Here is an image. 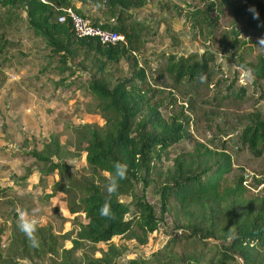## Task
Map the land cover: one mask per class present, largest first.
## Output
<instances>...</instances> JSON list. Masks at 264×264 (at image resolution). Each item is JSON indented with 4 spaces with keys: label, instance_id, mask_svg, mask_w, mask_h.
<instances>
[{
    "label": "rangeland",
    "instance_id": "1",
    "mask_svg": "<svg viewBox=\"0 0 264 264\" xmlns=\"http://www.w3.org/2000/svg\"><path fill=\"white\" fill-rule=\"evenodd\" d=\"M137 1L128 12V24L134 27L137 38L133 52L137 68L145 74V81L140 85L149 90L165 119L182 122L186 132L183 139L163 151L160 160L154 161L147 185L141 180L134 182V193L144 196L154 208L159 220L156 229L144 235L133 226L128 233L114 236L107 243L82 241L73 257L78 263L86 264L85 256L91 260L100 258L113 244L118 253L117 264L133 258H167L172 253L196 254L206 264L219 240L201 233L187 234L195 227L190 222L209 223L208 201L181 204L172 199L162 214L160 187L176 157L181 156L185 164L203 166L217 161L218 153L224 152L231 162L230 172L224 175L225 184L234 185L242 178L246 189L242 196L244 206L264 196V145L262 153L256 155L240 138L254 115L264 117V78L254 73L258 58H264V46L259 43L264 37V24L260 29L251 28L247 17L233 12L243 4L256 12L257 4L264 0H237L236 3L215 0L218 11L208 7L214 0ZM75 5L79 7L80 2ZM5 9L0 6V39L6 41L0 53L3 263L53 264L48 258L17 257L19 251L13 237L20 231L19 211L27 210L31 214L34 208H39L38 226H49L57 234L72 236L78 223H85L86 219L80 212L69 211L74 196L55 190L59 174L44 175L49 164L38 161L28 151H42L51 137L56 136L63 147L62 160L75 174H88L85 152L75 148L74 127L83 123L104 124L100 113L91 112L96 101L89 90V81L101 79L113 86L129 77L134 67L126 56L107 61L86 46H73L74 56L67 57L65 63L60 62L59 55L50 50L45 38L34 33L20 4L10 13H4ZM193 9L197 13L190 17ZM88 15L100 17L101 14L91 6ZM101 19L115 22L108 14ZM182 55H194L200 66L207 61L206 81L195 84L186 78L175 80L167 66ZM49 150H54L52 144ZM52 161H59L58 155L54 154ZM119 198L133 210L130 196ZM230 206L227 203L218 214ZM211 207L218 209L214 203ZM64 246L69 248L72 244L65 240Z\"/></svg>",
    "mask_w": 264,
    "mask_h": 264
},
{
    "label": "trees",
    "instance_id": "2",
    "mask_svg": "<svg viewBox=\"0 0 264 264\" xmlns=\"http://www.w3.org/2000/svg\"><path fill=\"white\" fill-rule=\"evenodd\" d=\"M230 1L236 3L237 0ZM76 2H80L79 7L75 5ZM135 2L136 0H0V6L6 8L4 13L12 12L11 9L17 4L24 8L30 27L36 35L45 38L50 50L59 55L60 62L65 63L67 57L74 56L73 46H86L107 61H117L126 56L132 60L134 67L129 77L117 81L113 86L101 79L89 81V90L96 101L91 112L100 113L104 124L83 123L74 127L75 148L85 152L90 169L88 174H75L62 160L63 147L56 136L51 137L50 143L42 151H28L38 161L49 164V168L43 171L44 175L53 172L59 174L60 180L55 183V190L74 196L69 211L84 214L86 222L78 223L74 236L57 234L49 226H37L35 235L39 241L38 247L32 246L20 230L17 237H13V244L17 245L19 251L17 257L20 259L48 258L53 264H80L73 255L82 241L107 243L114 236L128 233L133 226L139 228L144 235L157 227L159 220L153 206L144 196L134 193V182L141 180L147 185L154 169V161L160 160L163 151L183 139L186 129L175 118L167 121L160 112L159 105L149 95V90L140 85L145 81V74L143 69L137 68L138 63L133 55L137 48V38L134 27L128 24V12L136 5ZM83 6H94L96 13L102 16L108 14L115 22L105 21L101 19V15L89 17V8L82 9ZM209 6L214 10L218 7L215 0L210 1ZM257 6L256 12L250 11L247 4L234 8L233 12L247 17V24L251 28L260 29L264 24V1ZM63 8H71L78 14L91 18L94 23L116 31L123 39L105 45L94 38L77 37L69 20L59 22L57 19L59 14L64 13ZM196 13L197 9H193L190 17ZM256 13L259 14L258 18H254ZM7 17L8 15V20ZM5 46L6 41L0 39V53ZM193 56L182 55L167 66L175 80L186 78L195 84L201 81L207 61L204 60L200 66ZM257 64L254 73L264 78V58L259 57ZM240 138L243 144L260 155L264 145V117L254 115ZM51 144L53 151L49 150ZM54 154L58 155L59 161H52ZM218 156L217 161L203 166L185 164L181 156L176 157L172 170L166 173L168 177L160 187L161 213L168 210V203L172 199L181 204L208 201L209 223L192 221L189 225L195 227L187 234L195 236L201 233L205 237L219 240L215 245V253L206 264H264V196L258 201L249 202L245 207L242 196L246 189L242 185V178L234 185L225 184L224 175L231 170L230 156L224 152L218 153ZM116 162L127 165L126 178L119 180L118 190L109 197L107 188L115 173ZM121 195L131 197L133 210L121 201ZM108 198L114 219L100 214ZM213 203L218 207L217 210L211 207ZM227 203H230V208L218 214L219 210L225 209ZM236 204H239L237 208L234 207ZM65 240H69L72 246L66 248ZM116 250L115 245L111 244L102 257L91 260L85 256L84 259L86 264H117ZM3 253L0 247V264H4ZM165 257L133 258L125 264H203V257L196 254L178 256L172 253Z\"/></svg>",
    "mask_w": 264,
    "mask_h": 264
},
{
    "label": "clouds",
    "instance_id": "3",
    "mask_svg": "<svg viewBox=\"0 0 264 264\" xmlns=\"http://www.w3.org/2000/svg\"><path fill=\"white\" fill-rule=\"evenodd\" d=\"M251 11V9H250ZM258 13L255 14L254 18H258ZM260 45L264 46V37L259 40ZM201 82L206 81V75H202L200 77ZM115 173L111 177L107 191L109 193V197L111 194L115 193L119 187V180L126 178L127 165L121 162H116L114 164ZM40 212L39 208H34L31 214L27 210L19 211V219H18V227L19 229L26 235L29 239L30 243L34 247L39 246V241L36 238L37 226L39 223L38 214ZM100 214L102 217L114 219V215L111 213V201L110 198L105 200L103 204Z\"/></svg>",
    "mask_w": 264,
    "mask_h": 264
},
{
    "label": "built area",
    "instance_id": "4",
    "mask_svg": "<svg viewBox=\"0 0 264 264\" xmlns=\"http://www.w3.org/2000/svg\"><path fill=\"white\" fill-rule=\"evenodd\" d=\"M64 13L59 14L58 21L64 22L69 20L71 29L77 37L94 38L101 44H114L122 40L123 36L109 28L102 27L100 23H94L91 18L82 16L71 8L62 9ZM113 20V19H112Z\"/></svg>",
    "mask_w": 264,
    "mask_h": 264
},
{
    "label": "crops",
    "instance_id": "5",
    "mask_svg": "<svg viewBox=\"0 0 264 264\" xmlns=\"http://www.w3.org/2000/svg\"><path fill=\"white\" fill-rule=\"evenodd\" d=\"M89 7L88 6H83L82 9H88ZM103 17V16H102Z\"/></svg>",
    "mask_w": 264,
    "mask_h": 264
}]
</instances>
